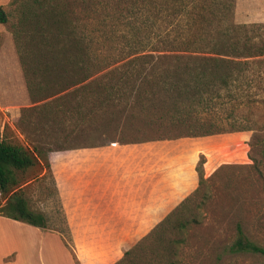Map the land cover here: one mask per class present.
<instances>
[{"label":"trees","instance_id":"1","mask_svg":"<svg viewBox=\"0 0 264 264\" xmlns=\"http://www.w3.org/2000/svg\"><path fill=\"white\" fill-rule=\"evenodd\" d=\"M132 5L129 13L134 20L127 23L130 31L97 36L90 29L65 31L54 10L52 29L44 37L45 43L46 38L50 41L44 55L52 61L45 82L49 88H61L34 102L47 100L39 109L43 118L52 120L51 129L57 125L56 138L63 134L68 139V132H75L62 126L63 120H93L111 108H118L121 117L129 109L134 115L138 111L156 129L151 137L121 143L253 131L250 146L263 159L264 125L242 112L240 94L247 69L264 57V41L259 38L264 24L236 23V0H135ZM7 22L0 8V23ZM228 96L234 101L230 110L225 106ZM54 119L58 121L54 123ZM49 145L25 146L0 133L1 216L48 228V217L29 207L21 176L44 160L54 177L49 161L54 149ZM260 157L251 158L262 174ZM202 165L203 160L197 166L198 188L116 264L204 263L200 255L187 250L191 231L201 221V204L211 198L207 192L210 179ZM238 255L264 257V246L249 238L241 221L235 240L220 249L215 264Z\"/></svg>","mask_w":264,"mask_h":264},{"label":"rangeland","instance_id":"2","mask_svg":"<svg viewBox=\"0 0 264 264\" xmlns=\"http://www.w3.org/2000/svg\"><path fill=\"white\" fill-rule=\"evenodd\" d=\"M134 1L0 0V8L8 19L6 24L0 23V133L25 146L48 142L49 149H54L49 152L53 178L44 160L42 165L21 176L29 207L44 213L49 226L38 229L0 218V264H116L157 226L69 225L59 193V189L77 191L79 172L94 169L95 161L99 160L97 148L151 137L156 126H149L138 111L134 115L127 109L120 117L119 109L111 108L93 120H63L62 126L75 132H68V139L63 134L56 138L57 125L51 129L52 120L43 118L39 109L47 100L34 102L61 88V85L49 88L45 82L49 76L47 67L52 61L44 55L49 41L46 38L45 43L44 37L52 29L54 10L65 31L74 28L79 32L93 30L96 36L101 32L121 34L128 32L127 23L134 20L129 13ZM235 22L264 24V0H236ZM260 35L262 42L264 27ZM258 61L241 79V109L258 125H264V57ZM40 85L44 87L42 90ZM225 101L226 109L230 110L234 103L232 97H226ZM60 116L65 118L61 113ZM55 119L54 123L58 121ZM252 136L253 131H245L169 142L157 140L168 151L192 148L193 154L198 152L197 166L203 160L205 177L210 179L207 192L211 198L205 201L200 198L203 201L199 209L201 221L191 231L187 246L193 256H201L203 264H215L220 249L233 243L239 221L249 238L264 246V158L250 146ZM60 145L75 148L57 150ZM252 155L262 160V174L253 167ZM0 199L4 202L1 194ZM120 206L124 205L120 203ZM133 207L141 217L135 221H147L142 216L144 210H139L144 204L134 203ZM222 264H264V257L238 255L226 258Z\"/></svg>","mask_w":264,"mask_h":264},{"label":"crops","instance_id":"3","mask_svg":"<svg viewBox=\"0 0 264 264\" xmlns=\"http://www.w3.org/2000/svg\"><path fill=\"white\" fill-rule=\"evenodd\" d=\"M97 149L99 160L79 172L77 191L59 189L69 225H158L198 188V152L192 148L168 151L148 141ZM134 203L144 204L139 210L147 221H135L141 217Z\"/></svg>","mask_w":264,"mask_h":264},{"label":"bare ground","instance_id":"4","mask_svg":"<svg viewBox=\"0 0 264 264\" xmlns=\"http://www.w3.org/2000/svg\"><path fill=\"white\" fill-rule=\"evenodd\" d=\"M29 234V233H28Z\"/></svg>","mask_w":264,"mask_h":264}]
</instances>
